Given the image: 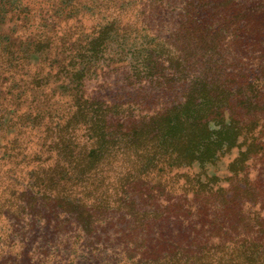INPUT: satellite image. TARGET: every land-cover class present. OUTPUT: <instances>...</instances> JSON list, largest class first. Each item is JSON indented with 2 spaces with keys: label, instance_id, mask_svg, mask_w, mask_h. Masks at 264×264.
I'll list each match as a JSON object with an SVG mask.
<instances>
[{
  "label": "trees",
  "instance_id": "1",
  "mask_svg": "<svg viewBox=\"0 0 264 264\" xmlns=\"http://www.w3.org/2000/svg\"><path fill=\"white\" fill-rule=\"evenodd\" d=\"M48 1L0 0V264H264V0ZM125 20L171 29L132 62ZM193 52L226 55L220 76L182 68ZM106 57L180 100L90 90ZM234 149L226 185L193 172Z\"/></svg>",
  "mask_w": 264,
  "mask_h": 264
},
{
  "label": "rangeland",
  "instance_id": "2",
  "mask_svg": "<svg viewBox=\"0 0 264 264\" xmlns=\"http://www.w3.org/2000/svg\"><path fill=\"white\" fill-rule=\"evenodd\" d=\"M42 1H45V0H42ZM48 3H50V2L47 0V4ZM103 6H104V2H103ZM107 7H112V8L110 11L106 10V8H101V10L98 9V10H96V14H98V15L93 17V21L90 20L89 22H83V27L85 28V30L89 29L91 27V24L93 26L94 24L96 25V24L100 23L99 25L102 24L103 27L111 25L112 22L110 19L114 18L112 15L117 13L116 9L118 7H115L113 2H111ZM83 11L87 12V8L86 9L83 8ZM128 11L130 12V10H128ZM14 14H15V12H12L9 14V16H7V14L4 13L0 17V29L2 31L8 30L9 29L8 28L9 23L16 20V19H11V17ZM128 16H129V14H127L126 17H128ZM124 23H130L131 24V26L128 30V39L121 41V38L116 39V37H115V39L113 40L114 42L116 40L114 46L117 47L118 49H120V47H121V49H125L129 55V56L127 55V57H128L127 61H129L131 59L132 62H134L133 59L136 58L135 56H133V53L137 51V49H135L136 46L139 47L142 44L147 45V42L150 41V42H153L154 47H158V44L161 41V40H159L160 37L163 35H164V37H165V35L167 36V34L170 33L169 30L171 29L169 23L167 22L166 27H164L163 30H161V29L160 30H158V29L152 30L150 32V34H152V33L153 34L151 36L147 37L146 32H144V31L139 32L138 30H136V28L139 30H142L141 27H139V26L135 27V24L131 23L128 20H125L123 22V24ZM153 26L154 25L152 23L150 27H153ZM143 29H144V27H143ZM77 44H79V43H77ZM114 46H113L112 50L115 49ZM170 46H172V45H170ZM174 47L176 49V45H174ZM117 53L119 54L120 51H117ZM39 55H40V53L38 52L37 54L33 55L30 58L32 64H38L39 63V61H40ZM191 56H192L191 57L192 60H190V61L184 60L182 68H184L186 64H188V65L191 64L192 68H194L196 70L195 73H198L197 75H199V73L200 74L201 73L206 74L209 71L210 74H214V75H217L219 77L221 70H224V68H225L226 62H224V60H226V55L225 56L223 55V56L211 57V56H205L204 54L202 55L200 53L196 55V53L193 52ZM104 61H106V66L109 64L110 68L109 67L106 68L103 66L104 68L98 69L99 81L91 82L89 85L90 90L101 91V90H99L101 87L106 88L109 86V82L110 83L112 82V84L115 85V87L112 88L114 91L118 90L120 88L123 89V87L126 89L127 85H132L131 86L132 87L131 93H134V91L137 90L136 93H134L135 95H137L139 92L146 93V94L150 93V94L156 95L157 100L155 101L156 103L154 105L161 103L163 101L162 98H165L166 100L171 101L173 103H177L180 100L179 98H177L176 100H173L176 97H180L181 93L183 92V89L181 87H179L177 83L172 84L170 90H167L166 89L167 87L163 88L158 80H155L153 83L152 82L148 83V81L150 80V78H149L148 80H143L142 82H139V81H136L135 79L131 78L132 72H131L130 64H125L126 66L124 64H122V65L121 64H114L113 65L111 63H108L107 57L105 58ZM111 65H113V66H111ZM217 69H219V70H217ZM189 76H190V74H189ZM106 77H108V78H106ZM174 78L176 79V77H174ZM127 80H128V83H126ZM163 92L171 93L172 97L169 98V96H166L165 93H163ZM10 121L11 120H9V118L7 117V120H4L5 125L0 126V129H1L0 135L1 136H3L4 131L9 128L8 125H9ZM20 121H21L20 125H23L22 127H25V124L29 123V122L24 121L23 119H21ZM12 132L13 131H9V133H12ZM8 137L9 136L6 137L5 142H4V140H2V142H0V145H4L6 143V141L9 142L10 137L9 138ZM33 142H34V140H32V141L26 140V139L23 140V138H21L20 142L16 144L18 149L20 150V152H22V156L20 157V161L21 160L27 161L26 156H28V159H30L34 156L35 148H33L34 150L33 149L30 150L28 148V147H33ZM17 147H16V149H17ZM238 153H239V149H234L232 152L223 156L220 159V161L218 162V164H216L214 166L207 167L206 170H203V171L201 169H199V170L194 169L193 172L199 173L203 177L204 176L205 177L217 176V177H219V181H217V185H226L225 178H228L231 175V173L229 172V164L233 161L234 158L237 157ZM0 155H3L2 150L0 151ZM23 156H25V157L23 158ZM22 173H23L22 176L18 180L19 183L17 184V187L20 190L26 189V186L32 182L30 180V175L28 174V172H22ZM3 220H4V217L1 215L0 216V227L3 224ZM11 243H14V241H12ZM86 264H90V263H86Z\"/></svg>",
  "mask_w": 264,
  "mask_h": 264
}]
</instances>
